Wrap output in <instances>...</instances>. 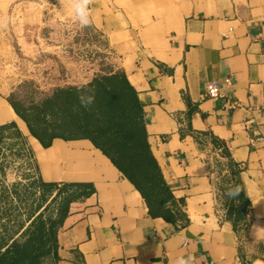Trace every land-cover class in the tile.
<instances>
[{
  "label": "crops",
  "instance_id": "obj_1",
  "mask_svg": "<svg viewBox=\"0 0 264 264\" xmlns=\"http://www.w3.org/2000/svg\"><path fill=\"white\" fill-rule=\"evenodd\" d=\"M89 10L137 91L151 150L189 220L150 217L139 192L89 140L55 139L48 148L35 141L45 181L94 188L71 203L51 264H175L178 256L189 264H264L243 255L219 201V185L238 177L251 201L248 220L264 231V0H89ZM212 84L217 98L205 93ZM1 101L0 124L14 121L26 135Z\"/></svg>",
  "mask_w": 264,
  "mask_h": 264
},
{
  "label": "trees",
  "instance_id": "obj_2",
  "mask_svg": "<svg viewBox=\"0 0 264 264\" xmlns=\"http://www.w3.org/2000/svg\"><path fill=\"white\" fill-rule=\"evenodd\" d=\"M79 31L74 43L90 41L96 35L92 21ZM90 66L83 72L71 69L50 78L26 76L11 84L6 92L0 91V96L43 148L50 147L55 139L89 140L139 192L150 217L186 225L189 219L183 210L184 199L174 196L151 150L143 104L119 57L104 53L99 62ZM81 94L93 95L94 103L82 107ZM10 129L25 137L14 121L5 122L0 124V144ZM213 145L221 147L222 154L227 153L221 142L213 139ZM1 148L0 145V153ZM229 171L238 176L240 168L229 165ZM228 184L223 180L219 191L225 197V218L236 230L248 222L251 201L238 177L232 185ZM38 187L42 198L52 192L51 200L61 197L56 216L45 220L39 213L22 232L1 224L0 264H51L57 260V233L71 203L94 191L88 182L45 181L41 177ZM236 188L238 195H226Z\"/></svg>",
  "mask_w": 264,
  "mask_h": 264
},
{
  "label": "rangeland",
  "instance_id": "obj_3",
  "mask_svg": "<svg viewBox=\"0 0 264 264\" xmlns=\"http://www.w3.org/2000/svg\"><path fill=\"white\" fill-rule=\"evenodd\" d=\"M71 4L72 0H0L1 92L26 76L41 79L71 69L83 72L99 62L102 54H115L95 28L90 41L74 43L82 26L70 14ZM15 118L26 135L19 137L10 129L0 144V230L1 224H6L22 232L39 213L45 220L54 218L61 197L51 200L52 192L42 198L38 179L45 178L37 139L18 116ZM202 151L207 156L211 153L204 151V146ZM215 168L222 173L220 163ZM219 201L223 204L225 197L220 196ZM260 229H253L248 220L235 230L243 255L264 259V231Z\"/></svg>",
  "mask_w": 264,
  "mask_h": 264
},
{
  "label": "clouds",
  "instance_id": "obj_4",
  "mask_svg": "<svg viewBox=\"0 0 264 264\" xmlns=\"http://www.w3.org/2000/svg\"><path fill=\"white\" fill-rule=\"evenodd\" d=\"M70 14L73 18L82 26L88 27L91 24V13L89 10V0H72ZM95 97L93 95L79 96L80 105L84 108H88L94 103ZM239 193V188L230 189L226 195L229 197L236 196ZM175 264H189V260L184 256H178Z\"/></svg>",
  "mask_w": 264,
  "mask_h": 264
},
{
  "label": "built area",
  "instance_id": "obj_5",
  "mask_svg": "<svg viewBox=\"0 0 264 264\" xmlns=\"http://www.w3.org/2000/svg\"><path fill=\"white\" fill-rule=\"evenodd\" d=\"M209 98H217L220 96V88L217 85H209L205 91Z\"/></svg>",
  "mask_w": 264,
  "mask_h": 264
}]
</instances>
